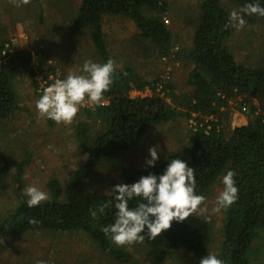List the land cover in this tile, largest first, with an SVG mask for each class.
<instances>
[{
	"label": "trees",
	"instance_id": "16d2710c",
	"mask_svg": "<svg viewBox=\"0 0 264 264\" xmlns=\"http://www.w3.org/2000/svg\"><path fill=\"white\" fill-rule=\"evenodd\" d=\"M31 1L40 6V0ZM64 1L57 3L60 15L68 12L67 16L71 17H60V22L67 23L68 36L89 30L99 63L112 59L105 42L103 18L124 16L135 24L141 38L155 46L158 58L174 63H178L179 58L192 65L186 80L191 89L177 93L172 82L148 80L133 68L116 67L113 84L104 94V103L81 107L76 115L79 119L74 124L73 134L84 156L80 164L64 181L49 180L46 184L49 198L33 207L27 205V197L22 192L23 167L28 156L22 158L16 170L18 205L0 225V241L27 231L82 232L119 262H129L130 255L124 250L127 245L142 244L147 250L148 264H166L180 251L192 253L194 264H199L213 239L211 226L200 216L192 213L184 221H174L160 236L151 237L145 230L142 241L117 245L102 230L114 221L116 210L111 193L97 198L83 191L89 182L105 180L103 176L94 179V174L105 165L121 174V181H115L116 185L132 183L148 172L159 174L167 166V159L180 157L196 170V190L205 196L221 174L228 169L235 171L238 199L225 210L222 239L216 254L225 264H253L254 242L264 230V67L239 63L230 52L228 38L232 35V18L222 0H201L198 17L189 21L194 25L190 46L181 47L179 51L173 50V34L163 20L167 9L164 0H80L75 6L63 8ZM229 1L240 11L249 2ZM244 20L249 25L258 20L264 23V16L244 14ZM40 23L50 26L53 19L40 17ZM9 46V42L0 44V125L24 109L15 91L14 79L26 72L36 87L30 50ZM51 70L48 67L38 72L46 75ZM146 89L150 91L147 96L130 95L131 91ZM238 97H241L247 123L225 134L218 115L228 107L230 100ZM207 116L217 117V122L205 121L203 117ZM179 117L187 121L196 119L201 126H196L195 130L188 128V144L169 154L166 160L134 173L118 164L121 159L113 160L138 146L150 128ZM48 121L50 126L54 125L53 120L48 118ZM9 172L10 161L0 149V184ZM134 205L135 200L130 202V206ZM101 207L103 213L99 211Z\"/></svg>",
	"mask_w": 264,
	"mask_h": 264
},
{
	"label": "rangeland",
	"instance_id": "374dc122",
	"mask_svg": "<svg viewBox=\"0 0 264 264\" xmlns=\"http://www.w3.org/2000/svg\"><path fill=\"white\" fill-rule=\"evenodd\" d=\"M164 1L167 9L162 16L165 25L173 34V50L179 51L181 47H189L194 29V25L189 21L198 17L201 0ZM58 2L59 0H40V6H37L31 0H0V44L4 41L9 42V47L30 50V66L34 71L57 67L63 78L70 71H79L85 60L98 62V59L88 29L78 35L68 36L67 23L60 22V17H66L68 12L60 15ZM64 2L66 4L63 8H67L71 4L77 5L80 0ZM222 2L230 16L234 11L240 12L239 7L232 5L229 0ZM40 17L53 19V23L50 26L41 24ZM231 31L228 48L237 62L264 67V23L258 20L253 25L245 22L240 26L238 21L232 18ZM103 32L110 57L116 67L133 68L148 80L157 78L172 82L177 93L190 91L186 80L192 65L179 58L178 63L162 61L157 56L155 46L139 36V31L131 20L124 16L106 15L103 18ZM14 80L15 91L24 109L14 113L0 125V149L10 161L9 175L0 184V225L18 205L16 170L23 157L28 156L22 175V192L25 196L24 189L28 185L40 187L49 194L47 182L51 179L64 181L68 173L80 164V158L84 157L80 154L73 134L74 124L79 119L76 117L79 116L70 123L54 121V125L50 126L48 118L36 109L35 101L40 94L37 93L28 73H21ZM149 94V90H134L130 93L131 97ZM240 101L241 97L230 100L228 107L220 111L225 114V121L219 122L220 127L225 129V134L233 128L231 122L238 125L241 123L239 119L246 117ZM80 119L85 120L81 116ZM194 123L196 122L190 123V120L179 117L168 124L150 128L138 146L119 157H114L113 160L121 159L119 165L127 167L133 173L137 172L147 166L145 161L149 158L148 149L159 144L158 161H164L169 152L188 144V128H193ZM116 172L117 169L110 165L103 166L94 174V179L103 176L105 180L89 182L83 191L97 198L103 196L102 194L111 193L110 189L115 181H121V174ZM223 175L218 177L205 196L208 212H194L211 226L213 239L208 252L214 253L219 248L222 239L221 227L226 217L225 210L212 212L216 196L223 188ZM89 201L92 202L91 199ZM206 216L211 218L206 219ZM254 243L253 264H264V230ZM124 250L130 255L129 262H119L110 257L86 233L27 231L1 239L0 264H38L39 261H45L46 264H148L144 245H127ZM194 263L192 253L180 251L174 258L168 259L166 264Z\"/></svg>",
	"mask_w": 264,
	"mask_h": 264
},
{
	"label": "clouds",
	"instance_id": "9594fccd",
	"mask_svg": "<svg viewBox=\"0 0 264 264\" xmlns=\"http://www.w3.org/2000/svg\"><path fill=\"white\" fill-rule=\"evenodd\" d=\"M244 14L264 16V0H249L240 12H232L231 17L243 26ZM115 71L112 59L103 63L85 60L79 71H70L44 86L35 101L36 109L53 121L70 123L84 103L93 106L104 103V94L113 84ZM159 151V144L148 149L149 158L145 163L149 168L155 167ZM167 160L161 173L148 172L132 183H119L110 189L116 211L114 221L102 230L117 245L142 241L145 230L151 237L160 236L172 222L184 221L197 211L208 212L205 195L196 190V170L180 157ZM234 177L233 169H228L222 176L223 188L216 196L212 212L227 210L238 199L239 189ZM24 192L29 207L49 198L46 191L35 185L26 186ZM133 200L135 205L130 206ZM99 211L103 213L104 208ZM210 218L206 216V219ZM38 264L46 262L39 261ZM199 264H225V260L207 251Z\"/></svg>",
	"mask_w": 264,
	"mask_h": 264
},
{
	"label": "built area",
	"instance_id": "2783aa9c",
	"mask_svg": "<svg viewBox=\"0 0 264 264\" xmlns=\"http://www.w3.org/2000/svg\"><path fill=\"white\" fill-rule=\"evenodd\" d=\"M7 45L8 44H6V46ZM161 59H162V61H165V62L169 61V59H167V58H161ZM51 68H52L51 72L46 74V75H41L38 71H36V74H35V77H34V81L36 83V87L35 88H36L38 94H41L43 87L46 86L48 83H51L56 78H62L61 75H60V71H59V69L57 67H52L51 66ZM158 89H161V86H159ZM146 90H148V89H146ZM87 105H90V103L86 102V105L85 106L83 105V106L87 107ZM192 116H193V118L194 117L196 118V115H192ZM193 118L190 119V123H193V121L196 122V123H194V127H193V129L195 130L196 126H201V124H198L196 119L194 120ZM203 119H205V121H208V122L209 121L217 122V117H214V116H210L209 119H206V118H203Z\"/></svg>",
	"mask_w": 264,
	"mask_h": 264
},
{
	"label": "crops",
	"instance_id": "0c3cea01",
	"mask_svg": "<svg viewBox=\"0 0 264 264\" xmlns=\"http://www.w3.org/2000/svg\"><path fill=\"white\" fill-rule=\"evenodd\" d=\"M219 117V120L220 121H225V114L223 112H221L220 116L218 115ZM241 123H238V125L234 124V122H231V124L233 125V128H235L236 126H239V125H243V124H246L247 123V118L246 117H242L241 119H239ZM234 121V120H233ZM227 123V122H226ZM225 124V123H224ZM171 153H174V152H169V154ZM168 154V155H169Z\"/></svg>",
	"mask_w": 264,
	"mask_h": 264
}]
</instances>
